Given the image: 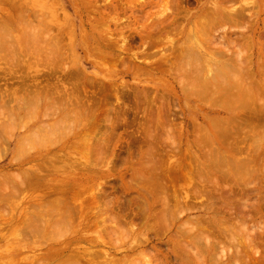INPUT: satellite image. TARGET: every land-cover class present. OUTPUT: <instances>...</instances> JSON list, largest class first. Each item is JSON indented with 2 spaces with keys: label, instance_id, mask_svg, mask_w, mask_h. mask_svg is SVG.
<instances>
[{
  "label": "bare ground",
  "instance_id": "6f19581e",
  "mask_svg": "<svg viewBox=\"0 0 264 264\" xmlns=\"http://www.w3.org/2000/svg\"><path fill=\"white\" fill-rule=\"evenodd\" d=\"M160 1L163 10L149 21L155 0H0V70L12 80L0 85V146L10 141L11 164L20 167L0 174V205L27 191L26 206H45L38 212L45 214L42 225L0 216V235L20 252L8 257L11 264H264L253 242L244 250L232 234L231 241L215 242L188 217L203 213L200 225L210 212L223 234L228 219L213 206L237 200L236 208L264 182V0H195L197 21L178 38L167 35L194 0ZM128 32L141 37L136 50ZM167 70L193 102L207 104V115L198 126L195 112L193 134H184L155 99L146 103L128 138L145 142L149 158L127 182L118 173L121 162L108 156L117 129H133L129 117L140 113V101L133 91L136 105L127 107L129 87L117 78L131 75L139 90L140 75L156 82ZM174 138L191 159L176 154ZM27 163L31 168L21 167ZM226 180L232 193L221 188ZM131 184L144 185L147 194L127 198L134 205L127 206ZM117 190L121 195L112 197ZM125 207L134 208L125 213ZM250 209H235L238 225L228 233L246 236L242 218ZM173 227L163 255V245L151 243ZM26 238L34 242L30 256L22 252Z\"/></svg>",
  "mask_w": 264,
  "mask_h": 264
},
{
  "label": "rangeland",
  "instance_id": "374dc122",
  "mask_svg": "<svg viewBox=\"0 0 264 264\" xmlns=\"http://www.w3.org/2000/svg\"><path fill=\"white\" fill-rule=\"evenodd\" d=\"M63 1L65 0H61V2ZM137 7L138 5L136 6V8ZM179 7H182V4ZM150 8H151L150 13H149L150 16L148 19L149 21L151 19L155 20L156 19L155 15L156 14L159 15L161 11L163 10L160 0H155V5L154 6L152 5ZM185 9L188 11V15L185 18H182L179 20V24L176 30L174 31L169 30V34L167 35L168 37L178 38V36H176L177 33L179 32L181 33L182 29L184 28L185 29L188 27L191 28L193 23L197 21L195 18L196 17L195 15L200 12L201 8H199L196 1L195 0L192 1L189 7ZM140 15L142 16V14H138V16ZM126 16H129L128 12ZM123 18L124 17H122V21L130 20V19H126V17L124 19ZM144 21H146V19H143L141 17V19L137 21V26L140 27L141 25H143ZM244 30L242 29L241 31H244ZM130 34L133 35V37L136 36V34L135 33L133 34V32H128L126 35L131 37ZM135 40L136 42L133 43L134 50H136L139 47V43L141 44V37L139 38L138 36H136ZM261 41L264 43V39H262ZM141 48L142 49L146 48V44L144 43L141 46ZM146 50L148 51L150 49L146 48ZM157 57L158 55L155 56L154 60H156ZM0 65L4 66V63L0 61ZM21 68H18V72L21 73V75H25L27 70L24 67H21ZM118 68L120 70V67ZM5 69H7V67ZM153 73L154 75H156L157 72L154 71ZM148 79L143 75H140L138 77L137 81L141 82V87H139V90H135L136 80L134 81V77H132L131 75L124 74V75L118 76L117 82H116L117 84H122L123 82H125L127 83L129 87L128 91L124 90L125 97L123 98L124 103L127 107L131 108L136 105L133 100V95H132L133 91H136L135 97H137V99L140 101L139 108H138L140 113H138V115H133L134 113H131V116L129 117L130 123L134 125L133 129L129 128L128 130H126V128H123V127H120L119 129H117L116 135H118V138L113 140V142L111 143V146H114L115 149L113 148V151H111L108 156V158L112 159L113 161L121 162V164L118 167V173L120 174V176H124V180H126L127 182H131V178L133 177L132 176L133 172L138 173L137 172L138 170L137 171H132V170L135 168H138L140 164H142L144 161H146V159L149 158L148 156H146L147 145L145 142L134 141L133 138L129 137L131 139L130 140L131 142H130L128 138L129 131L132 132V134H129V136L137 133L136 132L137 123H138L137 121H139L143 117L142 110L144 107H146V103H150L151 100L154 101L155 99L157 106L161 105L164 108V111L167 110V115H165V117L167 116L171 118L172 126L174 125L177 132L184 131V134L187 132L193 134V131L190 129L192 127V121H193L195 112L198 114L197 116L200 115L197 121L198 126L203 125V119L207 115L205 113L207 111L205 109V106L207 104L203 102L202 99H198V100H195V102H193L192 98L187 96L185 91L182 89L181 87L182 82H180L179 79L175 77V75L170 76V73L168 74V70H167V74L164 75L161 78V80H157L156 82H153ZM9 81L11 84L12 80L9 78V76L8 75L5 76L2 70H0V85L3 86L4 83L9 82ZM15 85H16V82L15 84H13V86L15 87ZM111 101L113 102L114 100H111ZM203 109H205V111H203ZM199 130H197L194 133H197ZM156 132L158 135L156 140H159L160 131L157 129ZM119 137H122L124 139L121 140ZM189 140H191V137H189ZM174 141L175 143H178L176 138H174ZM157 144L159 145L157 147H159V149H162V146L160 145L161 143L159 141ZM178 146L179 147H177L176 154L178 156H182V154H184L187 158H189L188 155L190 154L184 151V148H185L184 144L178 143ZM12 157H13L12 147H11L10 141H8L6 144H3L0 146V174L7 173V172L16 174L19 172L20 167L15 163L11 164ZM157 157L160 159V161L163 160V157L161 155H158ZM31 165L32 164L27 163L21 167L29 169L31 168ZM192 168H195L194 163L192 164ZM42 169H45V167L42 166ZM42 174L45 175V170H43ZM148 176L150 175L148 174ZM222 183L223 185L221 188L223 189L225 193L226 192L232 193L234 190H236L234 187L232 190H229V187L227 185L232 186L229 180H226ZM115 184L119 185L118 183H115ZM195 185H202V183H200L199 181L195 179ZM256 185H252V187ZM260 186H259L260 188L257 186L260 190L259 194L257 192H254V193H250L249 196L247 197V199L250 198L251 200L254 198V201H255L254 204H252L251 200L250 201L246 200V202L243 201L236 207L238 208L239 206H242V205H248L251 207V209L247 213L244 214V217L242 216L243 217L242 221H244L245 227H246V229L244 230L246 234L245 237L243 236V234H237L236 232H234V230H232L230 233H228V230H227L229 225L235 228L238 225V223L235 221L232 215V213H236L235 211L236 208H234V206L238 203L237 200H229V201H225L224 203H221L219 200V202H217V204L213 206V210L215 211H220V210L224 211L225 216L228 219L227 222L223 224L225 226L221 225L223 226L221 227L223 234H219L218 227L220 226V224L218 221H216L217 220L216 218L211 216L210 212L205 215V219H203L200 225L197 224V220L200 217L204 216L203 213L193 211L188 215V217L192 221V224L196 225V228H198L197 230H203L205 231V233H208V235L213 239V241L220 242V243L231 241L230 236L232 234L233 238H236L235 242H237L236 244L237 246L235 247H237L238 250H241V249L244 250L246 247V243L253 242L252 247L253 246L257 247V250L259 251V253L263 255L264 254V182L261 183ZM130 188L131 189L125 192L124 199H123V203L127 206L129 205L128 204L129 200H126L127 198L128 199L135 198V197L137 198L139 196L147 194V191L144 185L141 188V185H139V187H136V185L131 184ZM138 190L139 192L137 193ZM120 195H121V192L117 190L116 193L112 194V197L114 196L119 197ZM169 195H170V192H169ZM28 196H29L28 192L23 191L20 193V195L14 196L10 201H7L6 203L1 204L0 209L2 210L0 211V216L2 215L6 220H11L13 218L17 219L21 217L23 218L22 220L26 224L35 223L36 225H42V223L45 221V214L44 212H41V213H38V212L43 211L45 209V206L38 204V202L33 203L30 206H26V199L28 198ZM216 196H222V195L219 193H216ZM192 202L196 203V200H192ZM170 203L172 205L174 204V201L172 200L171 197H170ZM129 206H134V205H129ZM125 208L127 209L125 213H128L134 207H128V208L125 207ZM153 208L155 209L159 208V204L158 203L155 204ZM19 211H24V213H20ZM209 215L211 217H209ZM23 221L21 223H23ZM230 222H236L237 224L232 225ZM12 223L13 225L21 224V223H14V222ZM178 223H176V226L178 225ZM3 224L4 223L0 222V225H3ZM175 228L173 227L171 231L165 236L157 235V237L151 243V244H156L158 246L162 244L163 247H160L162 250L160 252L163 255H165V251L169 250L168 241L170 240L171 236L175 233L176 231ZM211 238L209 239L211 240ZM11 241L12 240H10L9 236L0 235V264H11L8 260V257H11L12 255L17 256L20 254V252H18L15 249L17 246L15 247V245L10 244ZM43 242H45V237H42L40 240L37 241V243H43ZM21 243L24 247L23 249H25L22 252L26 251L29 247H32L34 245L33 244L34 242L32 241L31 238H26ZM41 253L42 252H38V250L35 251V254L37 255ZM247 253L248 255L252 257L254 256V254H252V251H247ZM26 254L30 256L33 254V252L30 249H28ZM225 258H223V260H225ZM247 259L249 258L247 257L246 260ZM207 264H212V263L210 261H207Z\"/></svg>",
  "mask_w": 264,
  "mask_h": 264
}]
</instances>
